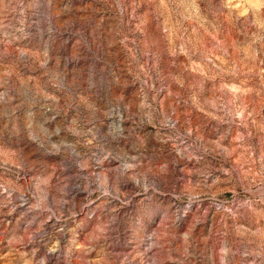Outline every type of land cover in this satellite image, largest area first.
<instances>
[{
  "label": "rangeland",
  "instance_id": "obj_1",
  "mask_svg": "<svg viewBox=\"0 0 264 264\" xmlns=\"http://www.w3.org/2000/svg\"><path fill=\"white\" fill-rule=\"evenodd\" d=\"M0 264H264V0H0Z\"/></svg>",
  "mask_w": 264,
  "mask_h": 264
}]
</instances>
